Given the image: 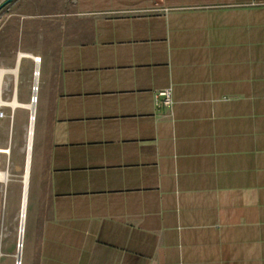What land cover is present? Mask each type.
<instances>
[{"label":"crops","instance_id":"1","mask_svg":"<svg viewBox=\"0 0 264 264\" xmlns=\"http://www.w3.org/2000/svg\"><path fill=\"white\" fill-rule=\"evenodd\" d=\"M57 4L25 29L43 42L23 49L42 77L20 264H264V0ZM18 26L1 56L24 52Z\"/></svg>","mask_w":264,"mask_h":264},{"label":"rangeland","instance_id":"2","mask_svg":"<svg viewBox=\"0 0 264 264\" xmlns=\"http://www.w3.org/2000/svg\"><path fill=\"white\" fill-rule=\"evenodd\" d=\"M47 6L41 5L38 6L35 4H43V0H16L15 4H4L0 7V28L1 25L4 24L9 17H14L19 22V47L20 51L28 52L27 50H23L26 47L27 39L31 42L32 45L35 47L41 46L43 42V34L40 30L33 31L34 34L27 37L25 29H26V22L29 21H41L43 19L51 20L57 19L58 15L51 14L48 15V12H55L59 8L58 1L59 0H46ZM52 4L49 6L51 3ZM29 3V4H28ZM33 4V5H32ZM57 26V25H56ZM36 27V26H34ZM24 30V31H23ZM56 31V30H55ZM55 37V36H54ZM54 37L51 36V44L54 49L59 48L58 40H54ZM22 39H25L21 41ZM7 48L11 47L12 42L10 39L4 42ZM37 45V46H36ZM22 61L20 65L17 64L18 55L13 58H7L1 56L0 54V68L4 69H13L17 65L20 67V73L18 76L14 75L12 72H7L4 75V97L6 99H11L13 92L17 91V83L19 82L20 87L24 85L23 75L27 82L30 84V93L31 96L34 92V82H35V69H36V62L31 57H22ZM28 58V59H27ZM31 62V63H30ZM26 63H30L28 67H26ZM40 76V67L38 68ZM38 84V83H37ZM38 91V88H37ZM10 108L7 109V112H10ZM30 109H25L21 107H17L15 109V119L13 123L12 130L10 131V119L6 117L1 119L2 125L0 126V144L6 145L9 143V139H11V180L9 181L7 186H2L0 188V240H1V251L3 252V264H17V254L18 250V243L20 239L19 233V225H20V204H21V197L23 191V174L25 171V157H26V144L28 139V126L30 123ZM40 129V116L39 114L34 112V134H35V146L33 141V151H32V158H31V169H29V182L27 181L25 185V197H26V216L30 214L32 209L34 208L35 196L37 191V139L39 135ZM34 139V135H33ZM20 166V168H18ZM25 216V220H26ZM30 219V216H29ZM26 235V226L24 225V234ZM24 242V237H23ZM23 249V247H22ZM8 255L9 261H5ZM22 264V263H21Z\"/></svg>","mask_w":264,"mask_h":264},{"label":"built area","instance_id":"3","mask_svg":"<svg viewBox=\"0 0 264 264\" xmlns=\"http://www.w3.org/2000/svg\"><path fill=\"white\" fill-rule=\"evenodd\" d=\"M41 60V58H40ZM39 60V61H40ZM34 61L37 63L39 62L38 60L34 59ZM1 70H7L4 68H0ZM7 72H4L0 74V120L4 119L6 117H10L11 123L13 122L14 119V113H15V106L11 104L12 100L16 97V91L13 92L12 98L6 99L4 97V75ZM157 101L161 102L165 107L171 108L172 105L174 104V98H173V86L168 85L162 89L159 90L157 93ZM10 108V112H7V109ZM28 141V140H27ZM28 152L29 150L27 149V144H26V157H25V168L28 163ZM0 154H5L6 158L5 160H2L0 158V188L4 185L7 186L9 181L11 180V151L10 147L8 148H0ZM1 238V237H0ZM0 246H1V240H0Z\"/></svg>","mask_w":264,"mask_h":264},{"label":"bare ground","instance_id":"4","mask_svg":"<svg viewBox=\"0 0 264 264\" xmlns=\"http://www.w3.org/2000/svg\"><path fill=\"white\" fill-rule=\"evenodd\" d=\"M22 57H32L33 59H36V60H40V57L37 56V55H32L31 53L29 52H20L19 53V56H18V60L20 61L22 59ZM37 64H39V62H37ZM39 67H37L35 69V82H34V93L32 94L31 96V100L29 103L27 104H21L20 102H18L16 100V97L12 100L11 104L13 106H23L27 109H30L31 113H30V123H29V126H28V141H27V149L29 150L28 152V163L26 165V168H25V171H24V174H23V178H22V182H23V191H22V197H21V204H20V225H19V233H20V237L22 236L23 234V231H24V223H25V216H26V197H25V185L28 181V176H29V168H30V164H29V158H30V152L32 150V145H33V135H34V105H35V102L37 100V88H38V74H39V70H38ZM4 73V72H12L14 75H17V72H18V67L16 66L15 68L13 69H10V70H1L0 69V74ZM18 246H19V249H20V246L21 244L18 243ZM17 264H19V261L16 262Z\"/></svg>","mask_w":264,"mask_h":264},{"label":"water","instance_id":"5","mask_svg":"<svg viewBox=\"0 0 264 264\" xmlns=\"http://www.w3.org/2000/svg\"><path fill=\"white\" fill-rule=\"evenodd\" d=\"M11 0H6L5 2H3V4H0V7L1 6H3L4 4H6V3H8V2H10ZM34 117V116H33ZM22 236L20 237V239H19V244H22ZM18 250H19V252H18V259H19V264H20V252H21V250L19 249V246H18Z\"/></svg>","mask_w":264,"mask_h":264}]
</instances>
